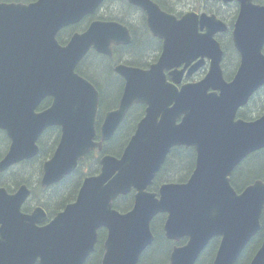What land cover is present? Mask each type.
Segmentation results:
<instances>
[{
    "label": "water",
    "instance_id": "95a60500",
    "mask_svg": "<svg viewBox=\"0 0 264 264\" xmlns=\"http://www.w3.org/2000/svg\"><path fill=\"white\" fill-rule=\"evenodd\" d=\"M128 1L147 12L150 30L164 40L163 52L147 71L115 68L125 87L99 134L100 94L76 69L91 50L112 56L113 45L131 44L129 30L117 22L97 21L61 46L57 33L95 14L105 0L0 3V129L11 139L0 172L37 156L41 134L58 126L60 142L44 164L41 184L58 183L92 151L103 149L134 105H146L123 154L105 155L100 174L87 177L76 201L51 221L42 207L22 212L30 196L27 186L14 194L0 188V264H85L102 228L107 231L102 264H138L155 241L151 226L159 214L167 216V239L187 238L185 245L174 248L170 264H195L215 237L221 241L213 264H236L261 230L264 182L238 193L231 177L245 158L264 149V115L251 122L237 119L239 109L264 85V8L243 2L234 32L241 64L227 82L221 69L223 50L214 38L222 22L203 15L201 23L206 22L209 32L208 40H200L195 35L197 14L178 19L151 0ZM202 56L211 59L208 74L179 88L185 71ZM202 63L192 66L187 77ZM47 97L53 103L37 112ZM181 146L197 153L188 182L148 191L170 151ZM133 190V208L120 213L114 202ZM250 264H264V240Z\"/></svg>",
    "mask_w": 264,
    "mask_h": 264
},
{
    "label": "trees",
    "instance_id": "16d2710c",
    "mask_svg": "<svg viewBox=\"0 0 264 264\" xmlns=\"http://www.w3.org/2000/svg\"><path fill=\"white\" fill-rule=\"evenodd\" d=\"M11 1L13 0H0V3ZM102 14V20L110 21L112 19L110 9H107ZM133 38L134 41L131 45L124 48H114L113 58H109L92 52L87 57L85 63L86 69L84 70L82 68H78L77 70L78 73L87 80H89L100 93L101 111L97 129H99L104 113L106 111L114 109L118 105L121 98V94L123 92V81L113 71V63L117 55L121 52L124 53L126 51L128 52V54H134L136 59L132 58L129 60L125 57L122 60V63L127 65L133 64L134 66H147L153 63L154 60L157 58V48L150 47L149 49H145L146 46L142 44V42L139 43V32L133 33ZM113 91H116L118 93V97L114 102L110 101L109 99V95H111ZM254 102V106H248L244 110H241L239 112L238 117L250 121L255 118V114H258L256 117L262 115L264 113V100L262 99L263 105L261 107H259V105L257 104V100L253 101V103ZM144 114L145 107H133L130 115L125 120L121 128L118 130L114 138L104 144L103 150L101 152L96 150L95 152L91 153L86 159V161L80 164L76 172L70 175L69 177L65 178L59 185L50 189H44L40 187V185L39 187H34L33 184H30V175L26 172L29 169L28 163H30L27 162L21 164L20 181L18 179H15L14 174L11 173L9 179L4 182V185L6 186L5 188H7L9 192H13L20 185L27 184L28 187H30L32 190V196L30 201L28 202L45 207L49 213L50 218L53 217L57 212L61 211L68 203L74 200L75 196H77L78 190L83 182V179L88 174L94 175L99 172V162L101 157H103L104 155H113L115 157L121 156L125 147L128 144V141L130 140V137L133 135L136 129L137 123L144 116ZM60 135V129L53 127L49 129V131L46 133V138L39 141L40 154L35 159L36 176L38 178H40L41 176L42 166L44 162L51 158V156L55 152L56 147L59 143ZM194 162V149L184 147L173 149L166 163L158 174L153 186L150 187L149 190L151 192H157L159 186L162 183L166 182H185L193 171ZM256 179L264 180V150L250 156L245 162H243L242 165L238 167L236 172L233 174L231 182L233 187H235L237 191H241L244 187L251 184ZM133 203L134 192L125 197L119 198L115 202V208L120 212L124 213L132 209ZM24 211H27V206H24ZM164 221L165 215H159L154 220L152 224V230L155 235L154 244L142 254L139 264H169L172 250L177 243L166 239L163 231ZM263 236L264 227L262 231L252 240V242L246 248L237 264H249L256 251L260 247L263 240ZM105 237L106 231L103 229L100 231L99 242L97 244L95 252L89 257L85 264L102 263L103 255L105 252ZM184 242L185 240L181 241L179 244H182ZM208 253L209 252H207L205 255L207 256ZM204 254L200 257L197 264H201L203 262ZM212 261L210 264H212Z\"/></svg>",
    "mask_w": 264,
    "mask_h": 264
},
{
    "label": "flooded vegetation",
    "instance_id": "af4514ba",
    "mask_svg": "<svg viewBox=\"0 0 264 264\" xmlns=\"http://www.w3.org/2000/svg\"><path fill=\"white\" fill-rule=\"evenodd\" d=\"M36 1L37 0H13L11 2L17 3V4L28 5ZM151 1L157 4L162 11L174 15L178 19H181L185 14L189 12L197 14L198 15V20H197L198 26H197V32L195 34L197 38L206 39V37L204 36L207 33L208 29H207L206 22L201 23V17L203 15H205L206 18L216 16L221 22H223L225 24V32L217 33L215 35V38L220 43L225 45V58H224L225 59V66H224L225 77L229 74H231V76L235 75L234 73H232L234 68H232L230 64V60H231L230 47L234 46L232 33L236 26L237 20L239 18L243 0H151ZM244 1H247V0H244ZM108 4H110L109 9H110L111 16H112V19L110 21L117 22L125 26L129 30V33L132 35V37H133V33L139 32V35H140L139 43L142 42V44L146 46L145 49L154 47L158 49V57L162 54L163 47H164V40L160 36H155L153 32L150 30L147 12L138 6L131 4L128 0H106L98 8L95 14L88 15L84 17L79 23L61 29L56 35V39L58 43L61 46H66L69 44L74 34L85 32L94 22L106 21V20H102L101 18L103 16L102 14L103 11ZM253 4L264 6V0H253ZM201 25H203V27H201ZM127 46L120 45L116 47L124 48ZM113 57H114V53L111 58ZM125 57L128 58L129 60L132 58H135L134 54H128L127 51L124 53L122 52L119 53L114 60L113 71L115 70V67L117 65L122 63V60ZM86 60L83 63H86ZM156 61H154L153 63H155ZM153 63L147 66L146 65L134 66L133 64L130 66L147 70L151 67ZM208 66H209V60H206V65L199 70V72L196 74V78L205 74L208 69ZM81 68L85 70L86 69L85 64H83ZM52 102H53V99L51 97L45 98L41 102L39 107L37 108V111L44 110L45 108L49 107L52 104ZM117 106L115 108H117ZM131 111L132 109L128 112L127 118L130 115ZM48 131H49V128H47L41 134L39 141L46 138V133ZM10 146H11V140L9 136L7 135V132L4 129H0V161L8 154ZM35 159L36 158H33L31 160H27L25 162L19 163L17 165H14L7 172L0 173V187H6L4 185V182L9 179V176L11 175V173L14 174L15 179H18L20 181L21 164L27 163V162H30L28 163L29 169L26 171L30 175V184H33L34 187H39L38 179L36 176ZM24 206L25 207L27 206V211H24V208H23V212L27 214H31L34 211V209L37 207L36 204L29 203V202L25 203Z\"/></svg>",
    "mask_w": 264,
    "mask_h": 264
},
{
    "label": "rangeland",
    "instance_id": "374dc122",
    "mask_svg": "<svg viewBox=\"0 0 264 264\" xmlns=\"http://www.w3.org/2000/svg\"><path fill=\"white\" fill-rule=\"evenodd\" d=\"M110 8V4L109 5H107L106 7H105V9H104V11H106L107 9H109ZM103 11V12H104ZM116 90V89H115ZM117 91V90H116ZM116 91H113V93L111 94V95H109V99H110V101H112V102H114L115 100H116V98L118 97V93L116 92ZM263 100H264V98H263ZM258 105H259V107H261L262 106V101H260V100H258ZM260 109V108H259ZM258 114H255V117L257 116ZM260 156V155H259ZM245 162V161H244ZM249 169V168H248ZM247 169V170H248ZM246 171V170H245ZM244 171V172H245ZM242 173V172H241ZM243 174V173H242ZM252 178V177H251ZM250 178V179H251ZM51 194H52V192H51ZM215 250H216V243H215V241L214 242H212L211 243V245L206 249V253L207 252H209L208 253V255L206 256L205 254H204V260H203V262L201 263V264H210L211 263V261H212V259H213V255L215 254L214 252H215Z\"/></svg>",
    "mask_w": 264,
    "mask_h": 264
},
{
    "label": "bare ground",
    "instance_id": "6f19581e",
    "mask_svg": "<svg viewBox=\"0 0 264 264\" xmlns=\"http://www.w3.org/2000/svg\"><path fill=\"white\" fill-rule=\"evenodd\" d=\"M93 174V173H92ZM89 175V174H88ZM91 175V174H90ZM37 179H38V186H39V178L37 177Z\"/></svg>",
    "mask_w": 264,
    "mask_h": 264
}]
</instances>
